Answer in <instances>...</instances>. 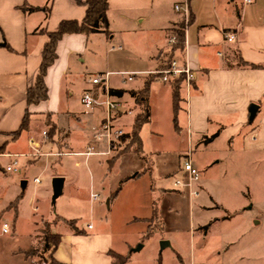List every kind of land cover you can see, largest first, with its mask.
<instances>
[{
	"label": "crops",
	"instance_id": "1",
	"mask_svg": "<svg viewBox=\"0 0 264 264\" xmlns=\"http://www.w3.org/2000/svg\"><path fill=\"white\" fill-rule=\"evenodd\" d=\"M84 1L0 0V213L21 195H14L1 205L4 204L2 194H5L2 183L7 179L12 184L5 171L12 161L8 156L26 155L28 157L17 159L19 162L25 158V163L40 158L29 156L33 150L31 140L37 144V149L52 146L59 153L60 148L65 153H79L73 149L90 144L89 125L93 122L94 126L104 114L101 108L99 112L82 108L80 100L84 93L101 98L102 88L92 86L87 80L109 74L106 82L109 92H125L122 97L113 96V99L133 109V100L127 92L139 91L148 75L164 69L172 48L168 39L176 29L183 31V48L175 52L173 58L185 63L195 74L190 86L185 83L182 86L176 114V132L187 140L189 155L193 144H200L213 135L216 139L224 137L230 141L231 148L240 146L245 153L264 155V109H261L264 102V0H109L108 33L63 36L57 45V59L45 76L48 98L28 106L26 93L35 83L42 50L48 42L47 34L55 32L62 21L81 22L85 16ZM227 36L234 39L228 41ZM102 48L109 54L118 53L116 58L120 60L113 64L106 58L103 68L93 72V61L101 56ZM121 73L136 75L131 82L123 83ZM154 81L149 93L148 124L153 117V96L160 93H167L170 98L172 121L169 84ZM252 104L258 109L250 122L248 109ZM25 115H28V125L21 130ZM43 127L52 128L50 141L42 139ZM216 139H212L211 144ZM4 160L10 161L4 165ZM74 165L79 166V163ZM187 192L191 199L195 198ZM109 193L104 197L106 204ZM32 205L35 206L34 202ZM4 222L10 224L9 234L12 235L14 222L2 220L0 226ZM254 224L259 225V222ZM87 225L90 224L75 225L83 231L82 235L74 234L69 228L54 232L61 235L53 253L56 262L111 264L108 252L113 251L130 254L126 264H141L130 253L129 243L116 247L107 231L97 232L92 225L90 229ZM211 227L212 223L200 227L203 236ZM7 235L0 232V237ZM5 251L0 249L3 256Z\"/></svg>",
	"mask_w": 264,
	"mask_h": 264
},
{
	"label": "rangeland",
	"instance_id": "2",
	"mask_svg": "<svg viewBox=\"0 0 264 264\" xmlns=\"http://www.w3.org/2000/svg\"><path fill=\"white\" fill-rule=\"evenodd\" d=\"M104 48L93 61V72L103 68L106 58L113 64L120 60L118 53H106ZM82 108L99 112L96 107ZM125 126L129 134V121ZM42 129V139L50 141L53 132ZM139 137L140 154L128 147L129 141H122L105 157L31 156L38 158L31 163L21 158L16 171L7 173L12 184L7 179L2 183V206L14 195L21 198L16 209L10 203L0 213V223L14 222L15 227L12 235L0 237V249L7 250L4 256L0 253V264H44L48 253H44L43 233L69 228L64 220L78 227L90 224L97 232L103 229L116 247L129 243L130 253L140 246L132 254L141 264H264V155L245 153L240 146L231 148L224 137H215L212 144L206 140L193 144L189 155L184 135L173 129L167 93L153 96L152 122L142 126ZM86 149L80 146L73 151ZM38 150L42 155L65 154L52 146ZM188 158L198 174L192 183L198 197L192 199L187 188L175 186L177 181L187 182L183 168ZM9 161L4 160V165ZM55 177L65 182L53 205ZM123 178L128 180L119 197L107 206L104 197ZM92 193L101 198L92 202ZM208 223L212 227L203 236L200 227ZM162 242L169 246L161 250Z\"/></svg>",
	"mask_w": 264,
	"mask_h": 264
},
{
	"label": "trees",
	"instance_id": "3",
	"mask_svg": "<svg viewBox=\"0 0 264 264\" xmlns=\"http://www.w3.org/2000/svg\"><path fill=\"white\" fill-rule=\"evenodd\" d=\"M109 0H85L82 2V5L85 7V16L81 22L77 21H62L60 22L58 29L55 32L48 33V42L44 45L41 55V62L39 66V71L36 76L35 83L32 87L27 90L26 93V102L28 106L37 105L47 100V87L45 84V76L48 69L55 63L57 59V45L59 41L65 35H90L96 33H108V21H107V9H108ZM27 11H32L27 9ZM172 36L175 38V43L169 51V57L167 59V64L164 66L166 68L170 61L173 59V54L179 52L183 48V31L177 29L173 32ZM247 66L243 64V66ZM250 66V65H249ZM149 78V77H147ZM151 80H145L142 89L139 91H129L127 95L133 100V108L136 109V115L132 120L131 129L129 134H126L122 137V141H129L128 147L134 148L135 153H142V143L139 137V132L143 125L150 122V106H149V93H150V82L157 79V76H151ZM184 85V78L180 77L177 80H174L169 83L171 87V100H172V112H173V129L176 130V114L179 110V104L181 102V89ZM122 90H111L110 94L116 97H122L124 95ZM28 125V115H25L22 124L21 130H23ZM52 129V128H50ZM216 135H213L207 142L212 141ZM126 147L127 149H129ZM125 148V149H126ZM124 151V150H123ZM128 179L123 178L119 181L118 186L109 193L107 199V205L110 204L113 200L117 198L122 189V184H124ZM21 198V195L11 203L12 206H15L16 209L17 201ZM63 220V219H62ZM64 222L68 225L69 229L76 235H82L83 231L75 227V224L72 221ZM147 236L150 233H147ZM61 235L59 233H43V242H44V253H48V256L44 259V264H59L53 259V253L60 243ZM108 256L111 259V264H126L130 259V254L121 255L113 251L108 252ZM158 264H160L158 262Z\"/></svg>",
	"mask_w": 264,
	"mask_h": 264
},
{
	"label": "built area",
	"instance_id": "4",
	"mask_svg": "<svg viewBox=\"0 0 264 264\" xmlns=\"http://www.w3.org/2000/svg\"><path fill=\"white\" fill-rule=\"evenodd\" d=\"M175 10L178 11L179 7L176 6ZM233 36H227L228 41H232ZM175 43L174 36H171L168 39V45L173 46ZM157 76L158 81L164 84H169L170 82L177 80L180 77L184 78V83L186 86H190L191 82L195 80V74L192 72L185 63L181 64L178 59L173 58L168 66L164 69L152 73ZM123 77V83L131 82L133 77L136 74L133 73H121L119 74ZM109 74L105 75H96L87 80L92 86H100L102 88L101 98L94 97L90 93L86 92L81 97V104L88 108H101L104 111V114L100 121L96 123L91 128V138L90 144L87 146L86 151L80 153H65V154H49L42 155L38 149L37 144L34 141H30L29 144L32 147V152L29 156H83V157H92V156H108L111 151L121 144L122 137L126 135L125 123L132 120L136 112L131 108H126L124 104L118 100L113 99V96L110 94L108 88L106 87V82ZM44 134V133H43ZM11 163L6 166L5 171L7 173L15 172L18 166V158L28 157L26 155H12ZM184 172L186 173L187 182L182 184L180 181L175 183V186H183L189 191V195L196 197L198 193L192 189V183L198 180V174L196 169L192 166L190 158L184 161ZM35 183H39V179H34ZM99 199L98 194H91L90 200L96 201ZM87 228L90 229L91 226L87 225ZM0 232L2 235H7L10 232V224L2 223L0 226Z\"/></svg>",
	"mask_w": 264,
	"mask_h": 264
},
{
	"label": "water",
	"instance_id": "5",
	"mask_svg": "<svg viewBox=\"0 0 264 264\" xmlns=\"http://www.w3.org/2000/svg\"><path fill=\"white\" fill-rule=\"evenodd\" d=\"M258 107L255 104L250 105L248 109L249 113V121H253L254 116L257 112ZM63 184H64V179L60 177H56L52 179L51 187H52V198H51V203L54 205L55 201L58 197L62 195L63 191ZM169 244L167 242H162L160 245V249L163 250L164 248L168 247ZM141 249L140 246L132 250V252H138Z\"/></svg>",
	"mask_w": 264,
	"mask_h": 264
}]
</instances>
